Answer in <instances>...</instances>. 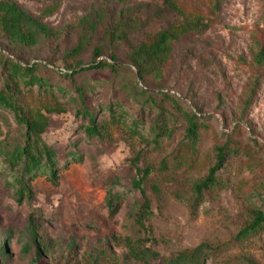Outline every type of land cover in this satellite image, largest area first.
<instances>
[{
    "label": "rangeland",
    "instance_id": "1",
    "mask_svg": "<svg viewBox=\"0 0 264 264\" xmlns=\"http://www.w3.org/2000/svg\"><path fill=\"white\" fill-rule=\"evenodd\" d=\"M8 1L49 34L26 45L0 31V92L24 101L26 110L47 103L66 110L47 115L41 136L59 155L56 182L40 175L29 180L31 196L18 197L7 154L24 144L25 128L0 107V264H149V256L170 259L200 245L208 254L203 264H264V227L237 237L254 211L264 213V68L257 62L264 0H175L183 14L164 0ZM195 18L205 27L187 32L158 72L139 78L131 46ZM81 37L86 42L75 56ZM14 61L38 65L34 75L55 96L27 92L29 77L12 73ZM100 61L115 70H82ZM77 90L104 127L100 137L83 130V104L71 100ZM152 101L167 110L172 127L158 144L150 134L158 114ZM191 113L200 115L195 144L186 133ZM221 148L218 182L196 203L193 185ZM143 175L150 212L140 226L143 197L132 184Z\"/></svg>",
    "mask_w": 264,
    "mask_h": 264
},
{
    "label": "trees",
    "instance_id": "2",
    "mask_svg": "<svg viewBox=\"0 0 264 264\" xmlns=\"http://www.w3.org/2000/svg\"><path fill=\"white\" fill-rule=\"evenodd\" d=\"M166 6L178 13L183 14L177 6L175 0H164ZM205 27L200 18L194 20H186L184 25H180L177 28H165L159 32L153 40L142 42L138 45L131 46V52L128 55L130 63L137 69L138 77L143 79L148 72L153 70H160V68L166 63L167 58L171 52V48L175 42L185 36L189 31L199 30ZM0 31L5 38L16 44L35 45L37 43L39 35L47 36V28L40 23L34 17L29 16L15 3L8 0L0 1ZM125 31V30H124ZM123 33V31H122ZM124 37V36H123ZM120 38V36H119ZM86 42L85 37H81L76 47L70 52L71 54L78 56L80 51L83 50ZM96 54H100V49L96 48ZM9 54V53H8ZM5 57H9L4 54ZM110 58L114 60V56L110 55ZM257 62L260 67L264 68V45L259 49L257 55ZM38 65L34 62L26 63L22 61H14L12 66L13 74L20 75L22 77H29L24 82L27 92L35 93L38 99H42L48 96H55L53 87L47 84L45 80L34 75ZM114 63H108L106 61H100L98 63H91L84 67L83 71L89 70H104L110 69L114 71ZM257 84V83H256ZM254 84L251 93L254 94ZM36 87V92H34ZM140 90H143L140 88ZM85 92L77 90L76 96L71 97L76 104H83L78 109L77 113L86 119V125L84 131L89 138L100 137L104 127L96 122L95 114L84 106ZM170 100V99H168ZM153 102V101H152ZM173 102V101H172ZM250 103V98L247 99L246 104ZM154 108L157 110V116L154 123L150 126V134L153 135L154 141L158 144L160 139L164 137H170L172 135V127L169 126V118L167 110L161 105L153 102ZM0 107L11 111L17 122L22 124L25 128L24 137L25 142L22 145L14 148L7 154L8 162L10 164V172L13 176V188L16 189V195L22 197L25 194L27 197L31 196V190L28 186L29 180H33L40 175H48L51 182L55 183L57 178V161L59 158L58 153L50 146L46 145L42 141V134L45 132L50 122L47 117L49 114H61L66 110V105L63 103H47L35 111L26 110L24 101H17L15 95L6 94L0 92ZM108 111L111 117L116 116V112L113 107ZM200 115L197 113H191L186 115L188 127L186 129L187 137L192 144H195L198 140V129L200 124L197 123V119ZM118 117L116 120H119ZM138 122L135 121L134 125L137 126ZM226 153V149L221 148L218 150L217 162L211 167L208 173L199 181L193 185V192L196 195L195 202L199 203L203 193L211 190L218 182L217 171L221 168L223 162V156ZM75 159L74 154H68ZM145 175L138 180L133 181V188L139 190L143 197V203L141 205V212L137 218L138 224L143 226V220L146 214L150 212L149 201L144 196L142 189V182ZM109 211L115 212L114 199L111 197L108 201ZM144 216V217H143ZM264 227V213L261 210H256L252 213V217L247 225L237 234L238 238L246 239L254 234L260 232ZM1 247H5L4 243ZM206 246L200 245L190 252H181L170 259H160L158 256H149V264H203L204 258L208 256L204 249ZM40 255V252L37 254ZM144 258V255L141 256ZM157 260V261H154Z\"/></svg>",
    "mask_w": 264,
    "mask_h": 264
}]
</instances>
